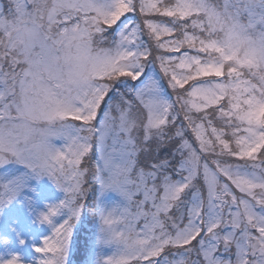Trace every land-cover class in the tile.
<instances>
[{
  "label": "snow or ice",
  "instance_id": "snow-or-ice-1",
  "mask_svg": "<svg viewBox=\"0 0 264 264\" xmlns=\"http://www.w3.org/2000/svg\"><path fill=\"white\" fill-rule=\"evenodd\" d=\"M89 171L123 201L97 264H264V0L0 5V209L48 176L37 219L69 213L39 264H66Z\"/></svg>",
  "mask_w": 264,
  "mask_h": 264
},
{
  "label": "rangeland",
  "instance_id": "rangeland-1",
  "mask_svg": "<svg viewBox=\"0 0 264 264\" xmlns=\"http://www.w3.org/2000/svg\"><path fill=\"white\" fill-rule=\"evenodd\" d=\"M0 5H5L2 0H0ZM169 92H171L170 89ZM54 143L60 144L61 141L56 140ZM14 167L20 171L23 170L22 166ZM27 183L28 187L23 190L22 194L8 205H14V202L17 209L16 213L8 215V227L11 231L7 232L0 228V261L10 259L13 254H18L22 264H39L42 254L35 249L43 245L44 237L51 235L53 224L62 223L66 219L64 215L55 220V215L52 217L53 224L40 222L37 219L39 212L47 211L48 204L58 203L65 198L66 194L62 189L57 188L48 176H41L39 179L33 177ZM25 197L32 200V211L29 210ZM99 202L106 207H111L123 201L117 192L107 190L100 194ZM61 211L62 209L58 214ZM21 240L24 242L21 243ZM103 249L102 257L106 258L112 255L114 246L104 245Z\"/></svg>",
  "mask_w": 264,
  "mask_h": 264
},
{
  "label": "trees",
  "instance_id": "trees-1",
  "mask_svg": "<svg viewBox=\"0 0 264 264\" xmlns=\"http://www.w3.org/2000/svg\"><path fill=\"white\" fill-rule=\"evenodd\" d=\"M5 6L7 5V0H2ZM146 39V37H145ZM96 160V154L93 152L90 158L82 163L83 167H87L90 170L94 167ZM85 192L81 203L85 205L82 209L81 214L78 218H75L73 223V231L69 240L68 252L66 258V264H87L90 257L95 250V254L98 258L102 257L104 245L98 243L100 220L95 214V209L100 205L99 196L100 186L93 178L92 171L87 174L85 183L83 185ZM135 199H142V196L137 195ZM14 205L5 206L0 209V227L5 228L9 232L10 228L7 226L6 218L8 213L13 212ZM133 211L135 207L133 206ZM65 215L67 218L69 213L67 209H62L61 213L56 215L54 219L61 218Z\"/></svg>",
  "mask_w": 264,
  "mask_h": 264
}]
</instances>
